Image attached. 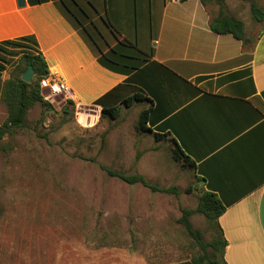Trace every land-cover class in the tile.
Instances as JSON below:
<instances>
[{"label": "crops", "instance_id": "0c3cea01", "mask_svg": "<svg viewBox=\"0 0 264 264\" xmlns=\"http://www.w3.org/2000/svg\"><path fill=\"white\" fill-rule=\"evenodd\" d=\"M19 1L0 7V41L34 35L74 103L102 110L135 93L150 97L153 127L190 156L198 191L226 206L227 263L264 264V22L246 26L244 44L211 30L219 7L202 0ZM119 39L153 52L151 60L130 74L103 66L99 49Z\"/></svg>", "mask_w": 264, "mask_h": 264}, {"label": "rangeland", "instance_id": "374dc122", "mask_svg": "<svg viewBox=\"0 0 264 264\" xmlns=\"http://www.w3.org/2000/svg\"><path fill=\"white\" fill-rule=\"evenodd\" d=\"M223 2L226 14L256 28L250 4L263 0ZM17 57L7 56L2 82L17 71ZM52 107L35 104L24 127L4 133L8 107L0 93V264H170L199 255L179 222L182 207L199 203L194 173L175 160L171 143L138 133L139 106L117 119L100 112L96 124L75 107ZM107 169L143 174L179 194L130 184ZM191 220L205 240L213 238L204 214Z\"/></svg>", "mask_w": 264, "mask_h": 264}, {"label": "trees", "instance_id": "16d2710c", "mask_svg": "<svg viewBox=\"0 0 264 264\" xmlns=\"http://www.w3.org/2000/svg\"><path fill=\"white\" fill-rule=\"evenodd\" d=\"M186 1V0H181ZM204 4L208 0H202ZM219 5V13L212 17L210 28L217 34H231L235 38L248 44L250 40L246 37V23L242 18L226 14V6L223 0H215ZM251 14L256 22H264V7L256 2H251ZM16 54L18 57L17 71L2 82V76L6 70L7 56ZM153 52H147L141 49L136 42L119 39L114 46H110L108 50L99 49V62L116 72L130 74L140 69L143 65L151 60ZM30 65L35 69V79L28 83L22 80V74ZM49 74V65L47 58L40 49L39 42L34 35H26L14 39H6L0 41V93L4 102L8 107V117L5 120L4 133L11 132L14 129H19L25 126L27 114L30 108L35 104L40 103L45 110L53 109L52 105L45 101L41 94L40 80ZM148 101L151 106L144 107L138 116L136 129L138 133L151 134L156 142L171 141L173 143L172 151L176 161L182 162L184 167L194 170L195 164L191 160L175 139H169V133L163 130H157L153 127L152 113L153 100L150 97L141 93H135L127 98H124L119 105L110 108H103L101 116L103 118L110 117L117 119L121 116L124 108H130L135 103ZM74 107V102L70 101L64 108L65 113H69ZM81 106L77 112V116L84 118L90 124H96L100 115L98 106ZM93 107V108H92ZM44 114V112H43ZM112 176H117L122 180L136 184L141 183L149 187L153 191L165 193L179 194V189L172 187H159L152 184L143 174L127 175L122 172L107 169ZM197 183L201 182L197 178ZM191 187L186 188V193H191ZM226 206L220 199L209 191H200L199 203L196 208L182 207V216L179 222L185 227L186 233L191 236L196 245L200 249V254L192 257L187 261V264H228L225 259V250L228 245V240L225 238L223 229L220 226L219 218L225 212ZM196 213H202L209 221V226L214 229L213 238L205 240L204 231L195 228L191 217Z\"/></svg>", "mask_w": 264, "mask_h": 264}, {"label": "built area", "instance_id": "2783aa9c", "mask_svg": "<svg viewBox=\"0 0 264 264\" xmlns=\"http://www.w3.org/2000/svg\"><path fill=\"white\" fill-rule=\"evenodd\" d=\"M40 88L43 99L54 107H65L70 101H72L68 83L64 79L55 75L48 74L43 77L40 80ZM80 106L81 104L74 103L76 112H78ZM101 111L102 110L100 109V112Z\"/></svg>", "mask_w": 264, "mask_h": 264}, {"label": "water", "instance_id": "95a60500", "mask_svg": "<svg viewBox=\"0 0 264 264\" xmlns=\"http://www.w3.org/2000/svg\"><path fill=\"white\" fill-rule=\"evenodd\" d=\"M21 5L25 4V0H20L19 1ZM35 79V69L33 67V65H30L28 67V69L23 72L22 74V80L28 83L33 82V80ZM2 130H0V134H1Z\"/></svg>", "mask_w": 264, "mask_h": 264}]
</instances>
